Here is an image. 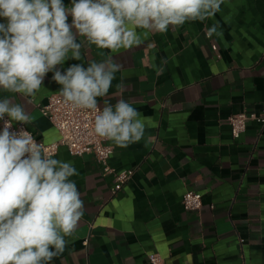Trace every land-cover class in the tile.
Returning a JSON list of instances; mask_svg holds the SVG:
<instances>
[{"label":"crops","instance_id":"0c3cea01","mask_svg":"<svg viewBox=\"0 0 264 264\" xmlns=\"http://www.w3.org/2000/svg\"><path fill=\"white\" fill-rule=\"evenodd\" d=\"M213 23L219 34L208 38ZM136 32L138 45L112 51L85 42L80 60L69 57L57 66L87 68L108 59L121 65L97 103L103 109L118 99L130 102L145 134L126 148L108 140L110 165L134 170L117 194L111 192L114 176L104 174L94 155L74 156L60 146L52 156L76 168L70 179L85 211L50 264H150L151 252L166 264H264V126L251 120L235 138L230 125L232 115L264 109V0H223L203 22ZM52 76L34 98L0 89V99L24 107L31 121L26 127L45 144L60 138L40 110L62 87ZM188 191L202 194L199 210L184 208Z\"/></svg>","mask_w":264,"mask_h":264},{"label":"clouds","instance_id":"9594fccd","mask_svg":"<svg viewBox=\"0 0 264 264\" xmlns=\"http://www.w3.org/2000/svg\"><path fill=\"white\" fill-rule=\"evenodd\" d=\"M223 0H0V89L34 98L46 75L62 87L64 102L95 113L94 131L117 147L139 142L145 134L140 113L124 99L115 105L107 96L121 65L108 59L70 65L80 60L86 42L118 51L140 44L137 28L167 32L185 22L205 21L220 11ZM72 23L69 24L68 16ZM73 28L76 30L73 32ZM218 23L207 28L218 35ZM146 34V33H145ZM77 35L84 41L77 42ZM69 53L71 55L69 56ZM121 92L124 86L118 84ZM31 103V101H27ZM0 264H50L59 257L79 226L85 205L71 162L45 155L27 131H10L12 122L30 123L19 103L0 99Z\"/></svg>","mask_w":264,"mask_h":264},{"label":"built area","instance_id":"2783aa9c","mask_svg":"<svg viewBox=\"0 0 264 264\" xmlns=\"http://www.w3.org/2000/svg\"><path fill=\"white\" fill-rule=\"evenodd\" d=\"M40 110L58 129L60 133L59 140L50 144L39 142L26 125L21 123L15 124L12 122L10 131H27L41 147L43 153L51 157L58 152L60 146H66L74 156L94 155L102 166L104 174H112L114 176V184L111 187L112 194H117L122 190L124 185L132 178L134 170L118 171L110 165L109 161L114 148L108 143V140L99 137L95 133V113L89 110L72 108L64 102L59 93L52 94L48 102L40 106ZM8 119L5 116L4 120H0V131L3 130L4 123ZM251 120H257L264 126V109L259 114L242 112L232 115L230 117L232 135L238 138L246 130L247 124ZM182 204L186 210H199L203 205L202 194L196 191H188L183 195ZM148 260L150 264H166L163 256L157 252H151L148 255Z\"/></svg>","mask_w":264,"mask_h":264}]
</instances>
